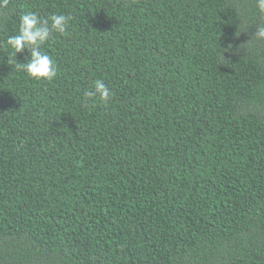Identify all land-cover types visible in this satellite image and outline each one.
Here are the masks:
<instances>
[{
  "label": "trees",
  "instance_id": "obj_1",
  "mask_svg": "<svg viewBox=\"0 0 264 264\" xmlns=\"http://www.w3.org/2000/svg\"><path fill=\"white\" fill-rule=\"evenodd\" d=\"M30 11L72 17L52 80L6 43ZM260 29L257 0L0 7V264H264Z\"/></svg>",
  "mask_w": 264,
  "mask_h": 264
},
{
  "label": "clouds",
  "instance_id": "obj_2",
  "mask_svg": "<svg viewBox=\"0 0 264 264\" xmlns=\"http://www.w3.org/2000/svg\"><path fill=\"white\" fill-rule=\"evenodd\" d=\"M8 0H0V7H6ZM257 6L264 12V0H257ZM72 17L64 14H51L47 18L41 17L37 12H26L20 16L18 33L7 38V45L13 50V55L28 50L30 56L25 57L26 62H17L18 70L25 72L30 78L36 80H52L58 74L56 61L42 50L53 38V33L66 34ZM258 36L264 38V29L258 31ZM113 92L102 80H94L91 88L84 92V102L98 97L107 104Z\"/></svg>",
  "mask_w": 264,
  "mask_h": 264
}]
</instances>
